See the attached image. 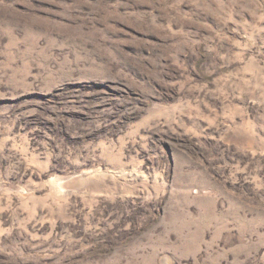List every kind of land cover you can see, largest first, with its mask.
I'll use <instances>...</instances> for the list:
<instances>
[{"label":"rangeland","instance_id":"374dc122","mask_svg":"<svg viewBox=\"0 0 264 264\" xmlns=\"http://www.w3.org/2000/svg\"><path fill=\"white\" fill-rule=\"evenodd\" d=\"M0 264H264V0H0Z\"/></svg>","mask_w":264,"mask_h":264},{"label":"water","instance_id":"95a60500","mask_svg":"<svg viewBox=\"0 0 264 264\" xmlns=\"http://www.w3.org/2000/svg\"><path fill=\"white\" fill-rule=\"evenodd\" d=\"M74 184V183H73Z\"/></svg>","mask_w":264,"mask_h":264}]
</instances>
